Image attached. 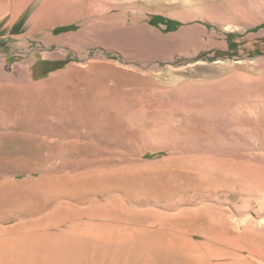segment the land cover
<instances>
[{"label": "rangeland", "instance_id": "374dc122", "mask_svg": "<svg viewBox=\"0 0 264 264\" xmlns=\"http://www.w3.org/2000/svg\"><path fill=\"white\" fill-rule=\"evenodd\" d=\"M90 1L89 19L50 27L30 39L10 36L25 30L28 11L9 31L10 12H0V212L2 206L13 208L0 219L1 259L13 264L9 260L27 250L21 264H50L42 260L47 255L62 260L61 236L67 228L48 221L59 198L43 185L40 169L16 168L5 158L28 157L30 136L41 135L37 139L49 155L45 168L56 169L60 159L54 144L60 138L28 132L38 119L32 108L43 97L50 124L61 111L52 97L82 94L107 99L108 104L92 103L85 118L111 128L110 135H125L110 146L122 147L126 135L153 145L137 156L127 155V149L126 156H118L166 187L156 198L144 196L143 201L157 202L143 208L194 204L202 219L212 221L208 236L217 242L194 247L191 243L204 242L202 233L172 227L175 219L166 215L141 216L128 200H122L131 211L126 223L140 219L157 232L111 230L104 223L108 212L102 197L100 206L76 201H84L76 203L84 218L75 217L82 225L70 234L117 243L110 264H264V0H160L164 3L157 9L149 6L155 0ZM227 33L234 34L233 47ZM56 60L65 65L42 75L43 62ZM133 108L137 114L130 119L127 111ZM94 124L89 128L102 129ZM81 135L95 137L71 135L62 140L66 153L75 150L69 145L96 143L102 133ZM156 153L162 154L146 156ZM55 238L57 246L51 248ZM164 250L169 251L165 263L158 256ZM32 251L37 262L30 260Z\"/></svg>", "mask_w": 264, "mask_h": 264}, {"label": "bare ground", "instance_id": "6f19581e", "mask_svg": "<svg viewBox=\"0 0 264 264\" xmlns=\"http://www.w3.org/2000/svg\"><path fill=\"white\" fill-rule=\"evenodd\" d=\"M163 3L164 2L160 0H155L149 6H152V8L157 9L161 8L163 6ZM42 99L43 97H39L37 106L32 108L33 115H35L38 119L33 122L34 124L28 125V132H36L37 134H58L53 135L59 136L60 138L59 142H56V144H54V147L58 150V153H52V155L55 154V156L60 159L58 167L53 171L49 170L47 172L45 166L46 163H48L49 161V155L47 156L43 153L45 151V147L47 146H45L44 143L38 141L37 139V136L41 135L30 136L32 147L29 150L30 152L28 153V157L20 158L19 156L14 157L11 155H8V157L6 158L4 157L7 161H11L13 163H9L12 164L13 167L28 170L40 169L42 172L43 185L47 189H49L53 197H56V199L59 198L60 200L58 205H56L49 212L50 219L48 221L54 226H56V224L57 227L64 225V227L67 228L63 229L64 231H68L67 234L65 233L61 236L63 246V257H61V260L60 258L58 259L55 256L53 257L47 255V257L43 258L42 260L50 264L59 263V261H61L62 264H110V261H114L113 259L116 256L117 252L115 250H112V248H117V246H119L117 243L115 245L110 242L107 243V241L104 239L105 237L102 238L96 236V238L91 241L89 237H79L77 234H70V230L74 229L75 227H78L77 225H82V222L75 220V217L77 219L81 217L80 215H78V210L80 209L77 207L76 203L81 204L84 201H76L78 199H81L90 202V204L92 202V205L100 206V203H98L99 197L103 198L102 205L108 212V216L106 219H104V223L109 225V229L111 230L116 229L120 232H122L123 230H128L131 232H137V234L139 232L144 235H152L157 232V229L149 228L148 225H145L142 222L143 220L140 219L133 220L130 224H128L129 220L127 219L128 221L126 223L125 214L131 213V211L124 208V206L122 205V200H128L135 206V209H139L141 216L154 213L159 214L160 216L166 215L169 218L175 219V222L174 224H172V227L174 226L176 228H182V230H186V232L188 230L202 233V236L204 237V242L202 241L198 244L191 243L192 246L198 247L202 245L203 247L208 246L209 248V245H215V242L217 241L215 240L214 242L213 239L210 240V237L208 236V234H210V229L213 226L212 221L205 218L202 219L201 213H199L200 208L195 207L194 204L191 206H176L174 207V209L166 205V207H163L162 210H153L151 209V207L152 205L156 206L157 201L154 200L155 202H149L147 200L145 201V199L143 201V198H145L144 196L152 197L160 192H167L166 187H163L161 184H158L159 182L156 181V179L142 174H138L137 172L133 171L131 169L132 167H129L133 162L127 159H119L118 156H126L123 154L124 150L126 151V149L128 152L127 155L137 156L142 151V148L146 149L147 147H151L153 145L149 143V141L147 143V140H144L142 144V141L138 137V135H126L127 140L125 139L126 143H123L122 147L110 146L109 144L111 140L122 142V138L124 139L125 135H110L113 133V130L111 128L104 126L105 124H102L101 122H91L89 121L90 119L86 120L85 118L88 116L87 109L89 107H92V103L98 104L99 102H104L108 104L107 99H104L103 97L100 99L97 96L87 98L85 95L82 94H69L65 97H52V100H50L53 103H60L59 106H61V111L59 114H57V117H60L59 120L50 124H47L48 120H46V118L49 117L51 111L49 110L47 105H44ZM115 105H119V103ZM118 108L120 111V107ZM136 114L137 111L135 108H133L132 110L128 109L127 111V117H129L130 119H133ZM120 115V113L117 114L118 117ZM92 123H98L94 125L102 126V129H90V126L88 125ZM120 124L121 122L117 124V129L119 130V132L121 131V127L119 126ZM88 131H99L102 133V135H97L98 140L96 143H91V140L93 139H89L90 141H87V143L82 145L80 148L76 149L69 145V148L71 150H75L70 151L69 153L68 151L67 153L66 151H64L66 146L63 145L62 140L71 137V135H79L88 138H94L95 135H81ZM98 152L108 153L99 154ZM115 152L120 153L117 154ZM6 166L8 167V164ZM145 204H149L151 207L143 208ZM1 208L3 210L2 212H0V219L11 215L9 213V211L13 209L11 205L2 206ZM60 211L61 214L58 216ZM61 215L62 223L60 222V219L58 220V217H60ZM81 218H84V216ZM84 222L88 223L89 219ZM54 240L55 243L52 244L51 248H56L57 246V238H55ZM107 247H111V251L107 250ZM47 249H50V247H47ZM33 250L35 251V249ZM34 251H32L33 253L30 258L32 263L37 262L35 261V259L39 258L35 255ZM168 252L169 251L165 250L161 253L158 252L159 259L161 258V254L163 255L162 262L164 263L167 262L169 259V257L166 256ZM22 253L28 259V251L26 250ZM23 257L21 256V253H18L14 258L15 260L13 261V264H21ZM6 262L7 260H0V264H5Z\"/></svg>", "mask_w": 264, "mask_h": 264}, {"label": "crops", "instance_id": "0c3cea01", "mask_svg": "<svg viewBox=\"0 0 264 264\" xmlns=\"http://www.w3.org/2000/svg\"><path fill=\"white\" fill-rule=\"evenodd\" d=\"M35 3L36 6L32 7ZM23 5H25V7L20 8V6ZM23 10L28 11V15L25 19L26 28L23 32L10 34V36L23 35L30 39L32 36L39 33H47L50 27L64 23H76L82 19L87 20L92 13L90 0H3V2L0 0V12H10L7 25L8 31ZM45 37L46 40H48V36ZM26 113L28 114V109ZM9 254L10 256L11 254L14 256L15 253L10 252ZM1 257L2 256H0V260ZM11 262L13 261L9 260V263Z\"/></svg>", "mask_w": 264, "mask_h": 264}, {"label": "trees", "instance_id": "16d2710c", "mask_svg": "<svg viewBox=\"0 0 264 264\" xmlns=\"http://www.w3.org/2000/svg\"><path fill=\"white\" fill-rule=\"evenodd\" d=\"M169 25V27H171V24L172 22L171 21H168L167 23ZM226 36V39L228 41V44L230 47H233V38H234V34H231V33H227L225 34ZM65 60H56V61H51V62H43L45 65H44V70H43V74L49 72V71H52V70H56V69H60L62 68L64 65H65ZM162 153H156V154H146L147 157H153V156H157V155H160Z\"/></svg>", "mask_w": 264, "mask_h": 264}]
</instances>
